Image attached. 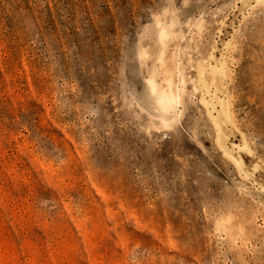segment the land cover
<instances>
[{
    "label": "rangeland",
    "instance_id": "obj_1",
    "mask_svg": "<svg viewBox=\"0 0 264 264\" xmlns=\"http://www.w3.org/2000/svg\"><path fill=\"white\" fill-rule=\"evenodd\" d=\"M0 264H264V0H0Z\"/></svg>",
    "mask_w": 264,
    "mask_h": 264
}]
</instances>
